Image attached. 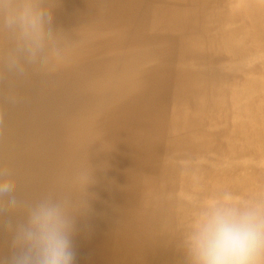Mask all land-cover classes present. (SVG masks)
<instances>
[{
  "label": "bare ground",
  "instance_id": "6f19581e",
  "mask_svg": "<svg viewBox=\"0 0 264 264\" xmlns=\"http://www.w3.org/2000/svg\"><path fill=\"white\" fill-rule=\"evenodd\" d=\"M47 3L67 61L0 80L30 98L7 108L0 161L23 197L70 195L76 264H184L205 199L264 196V0Z\"/></svg>",
  "mask_w": 264,
  "mask_h": 264
},
{
  "label": "clouds",
  "instance_id": "9594fccd",
  "mask_svg": "<svg viewBox=\"0 0 264 264\" xmlns=\"http://www.w3.org/2000/svg\"><path fill=\"white\" fill-rule=\"evenodd\" d=\"M52 19L47 0H0V32L12 39L0 57V80L27 83L39 75L48 81L66 63ZM29 103L16 92L0 94V131L7 108ZM76 214L67 193L21 196L14 169L0 161V264H76ZM175 244L184 264H264V196L208 197Z\"/></svg>",
  "mask_w": 264,
  "mask_h": 264
}]
</instances>
